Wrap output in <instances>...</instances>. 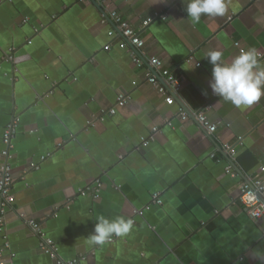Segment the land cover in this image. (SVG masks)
<instances>
[{
  "label": "crops",
  "instance_id": "crops-1",
  "mask_svg": "<svg viewBox=\"0 0 264 264\" xmlns=\"http://www.w3.org/2000/svg\"><path fill=\"white\" fill-rule=\"evenodd\" d=\"M225 4L224 16L193 24L181 0H115L111 8L133 28L168 15L142 34L137 67L96 2L1 0L0 152L6 126L17 122L5 264H55L18 213L42 226L63 261L264 264V220L246 214L238 193L246 178H264V96L236 108L213 95L204 57L220 50L228 63L254 48L264 65V0ZM150 57L185 80L172 106L146 81ZM121 95L128 104L96 121ZM179 108L190 120H179ZM199 111L216 124L213 136L192 118ZM151 136L141 148L140 139ZM238 138L231 177L221 146ZM96 182L103 184L98 200L78 195ZM155 194L161 205L152 203ZM134 209L143 213L126 237L89 247L97 216L130 218Z\"/></svg>",
  "mask_w": 264,
  "mask_h": 264
},
{
  "label": "built area",
  "instance_id": "built-area-1",
  "mask_svg": "<svg viewBox=\"0 0 264 264\" xmlns=\"http://www.w3.org/2000/svg\"><path fill=\"white\" fill-rule=\"evenodd\" d=\"M96 2L105 12L106 18L112 22V24L117 28L120 35L119 47L132 48V62L135 66L141 67L143 61L140 57V52L144 48V39L142 34L155 20L160 19L166 21L168 15H155L152 19L145 20L139 28L131 27L123 17L115 10L111 8L115 0H77L78 3L86 4L90 2ZM1 3V0H0ZM108 48V47H107ZM106 48V49H107ZM261 58V54H258ZM4 61H11L12 57H4ZM148 64L150 66V71L146 73V81L149 85L152 86L156 92L163 97L164 104L167 106H172L175 104L177 96H179L185 80L172 73L168 69L163 67L162 62L158 58L150 57L148 58ZM156 72V73H154ZM161 78V80L159 79ZM135 85V83H133ZM130 98L128 96H118L116 104L109 108L106 111H102L100 116L96 119L98 122H102L106 116H114L118 110L124 108ZM179 120L182 123L190 120V115L184 111L183 108H179L178 114ZM192 118L195 122L206 132L208 136H213L216 133L217 126L212 123L206 116L205 111H199L194 113ZM92 125V121L88 122ZM168 126L171 124L168 122ZM264 126V123L262 124ZM17 132V122H10L3 134H2V144L3 149L0 152V237H2L4 242L3 249H0V264H5L4 250L8 248V243L6 236L4 234L5 229V217L12 210L14 204V196L12 194V184H13V174H12V158H13V140ZM157 129L153 130V133H156ZM154 141L153 136L149 138L142 137L140 139V147L146 148ZM242 144V138H238L234 145L223 144L221 146L222 151L228 159V164L225 168V172L231 176H236V168L234 165V158L236 156V146ZM211 157H214L212 154ZM46 157H40V161H45ZM32 169H38V165H32ZM103 189V184L100 182L92 183L80 190H78V195L81 197L90 196L93 200H98L99 195ZM239 193V202L244 207L246 214L255 221L264 220V178L259 176H252L248 179L242 181L238 189ZM71 202V201H70ZM152 203L156 205H161V200L159 195L155 194L152 198ZM143 210L134 209L132 210V215L130 219L136 224V218L142 216ZM17 217L24 221L25 225L29 228L32 235L36 236L39 240V249L44 254L50 256L55 264H79L80 260L83 258L75 259L72 261H63L61 260L57 253L56 248L52 242L46 238L42 226L31 218H27L21 213L17 214ZM118 237H113L107 243H114ZM10 258L13 257L12 254H9Z\"/></svg>",
  "mask_w": 264,
  "mask_h": 264
},
{
  "label": "clouds",
  "instance_id": "clouds-1",
  "mask_svg": "<svg viewBox=\"0 0 264 264\" xmlns=\"http://www.w3.org/2000/svg\"><path fill=\"white\" fill-rule=\"evenodd\" d=\"M187 18L198 24L202 16L222 17L227 8L225 0H181ZM211 65L209 87L213 95L230 102L236 108L251 106L264 96V65L254 48L242 49L230 62L220 50H209L205 56ZM204 94H207L206 91ZM134 229V221L118 216L96 217L93 232L86 238L89 247L103 246L113 237H126Z\"/></svg>",
  "mask_w": 264,
  "mask_h": 264
}]
</instances>
